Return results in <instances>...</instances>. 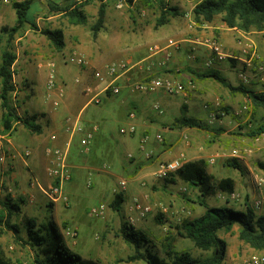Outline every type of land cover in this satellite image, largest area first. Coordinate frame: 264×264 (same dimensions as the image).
Returning <instances> with one entry per match:
<instances>
[{
	"label": "rangeland",
	"instance_id": "1",
	"mask_svg": "<svg viewBox=\"0 0 264 264\" xmlns=\"http://www.w3.org/2000/svg\"><path fill=\"white\" fill-rule=\"evenodd\" d=\"M24 1L28 0H0V61L3 50L9 48L16 53L17 49L23 45L22 41L18 44L16 42L20 36L24 35L25 30L18 33L15 36V40L9 44L7 42L8 37L2 35L1 28L6 25L9 27L15 25L16 12L14 4ZM34 1L35 3L32 5V9L28 13L31 22L27 24L26 28L29 27L31 30L38 31L32 26L36 25L38 29L41 30L55 26L63 29L67 24V35L70 38L72 31H74V25L69 22L68 17L63 13L51 11L49 8L50 2L62 4L65 0ZM77 1L78 3L88 2L85 6V11L88 16V24L86 26L89 29L91 27L90 25L94 23L98 17L100 2L98 0ZM200 1L201 0H168L169 5L177 7L182 15L170 18L166 25L157 27L156 21L159 17V13L156 10L146 9L144 6H140V4L129 7L124 0H107V22L111 25L112 35L111 37L105 35L102 38L101 45L104 46L103 50H105L108 55H111V61H140L145 57V55H142V52L148 51L150 45L152 46L153 43L151 41H153V38H156L157 35L167 34L178 25H184L188 28L192 26L191 30L206 31V38L216 39L222 45V49L226 54V58L221 61L224 67V70L220 71L222 77L226 78L231 83L233 82L235 86L244 85L247 90L264 93V81L260 80V74H258L256 69V67L259 66L264 67V30H251L246 32L236 29L237 34L240 31L241 34L248 36L255 43V49L258 55V57L253 60L255 68H248L244 62L238 60V58L242 57L240 49L237 51L230 48L229 45L227 46L222 39H220V35L215 33V31L219 32L220 30H209L205 28L206 24L220 28L222 26L228 28L221 21L220 17H217L212 23H199L194 19V5ZM209 31H211V34ZM241 34H238L235 38L237 44L239 43ZM42 36L44 41L49 44L48 53L51 57H48L47 60L55 61L54 63L57 67L60 61L54 60L56 57V54L53 53L54 46L48 42L49 40L46 36L43 34ZM208 51L210 58L211 53L209 49ZM243 58L249 59L250 55ZM61 59L64 61L65 55H61ZM216 64L218 63L214 65ZM213 66L209 69H213ZM70 67L75 68L73 65H70ZM205 69L208 71L207 68ZM241 72L246 75L247 81L240 77ZM14 73L16 82L23 85L21 88L23 89L25 78H28L26 70H24V68L18 70V66L16 65ZM47 80L46 71H44L43 75L35 77V80L32 81L33 90L29 99L30 101L24 100L25 104L22 102V98L15 100V98L12 97L13 106L16 105V107H18V112L20 114L25 115L28 112H36L35 115L37 117L46 116L44 113H40V110L45 109L47 105L51 103L50 100L46 98ZM205 80V83H201L200 88H198L197 85H195L194 88H187V97L189 98L194 93L199 95L201 92H208L215 94L217 100L214 99V101H210L202 97L195 98V102L192 104V106L194 105V109L190 110L189 115L200 119L204 123H209L211 121L210 112L211 109L213 110L214 108L213 104L219 101L225 115L219 117L214 124L210 125L214 129H221L222 131L219 135L213 136L210 131L200 128L193 129L194 132H197L196 134H199V155L196 156L197 159L194 160L183 156L184 161L190 162L204 159L207 162L208 172L213 175L216 180L224 178L233 179L235 182L236 198H221L219 197L220 193L214 196L201 197L198 189L189 187L177 177L176 174L172 175L167 180H158L155 173L158 169L159 162L168 161V159L160 160L156 163L157 157L152 155L150 159L135 162L134 157L129 158L126 154L122 160L123 164L121 163V168L119 169H114V165L110 161H101L98 167L101 168L103 164H106L107 170H91L93 173L92 176L94 174L101 175V183L98 184V182H94L92 179V185L88 187L89 179H86L84 187L87 199L82 200L80 197L76 198L67 193L70 198L69 204H53L41 193L45 199L42 201L36 199L31 201V198L28 196V189L30 188L33 190L29 185L30 177H28L26 182L25 188L27 191L11 180L9 176L11 171L7 169L14 162L15 158L13 155H15V153L4 148L1 153L4 154L5 158L4 160L0 159V200L10 197L12 201L21 206V211L16 213L13 217V222L20 228L19 235L22 237L25 236V222L27 219L33 218L39 224L53 222L59 229L71 251L80 254L86 260H93L98 264H146L144 261L126 262L127 258L135 253V248L124 240L121 232L124 221H126L130 215L134 214V205L137 202L152 207V212L148 214V216L133 225L137 231H142L149 240L148 243L143 245L142 251L151 246V249L157 251L162 257H166L163 246L168 245V243H172L176 251L189 252L193 257H201L209 254L198 249L191 240L181 237L177 230L173 228L179 223V218L185 216L179 214L184 208L190 211V217H193L197 210L205 209V205L213 207L226 206L235 210H243L248 204L256 213L264 214V169L259 166L260 163H264V133L255 137L249 136L251 130L257 128L258 125L263 122L264 110L259 109L255 114L252 101L245 94H231L227 88L213 78H206ZM138 81L140 80H132L129 85L130 89H132V85ZM26 92L31 94V92ZM133 92L135 94H141L140 92ZM119 97L120 96H117L112 100L105 98L106 101L104 99L105 103L101 106L91 105V109H102L103 114L107 117L106 128L111 142H117L123 139L119 129L120 125L123 123L121 119L123 109L116 104V99ZM178 99L180 98L178 97ZM31 102L34 103L33 107L29 105ZM206 105H209L210 108H205ZM245 106L248 107V109H244ZM59 107L60 106L55 109ZM127 108L128 107H125L124 109ZM130 109L138 114L136 108H129V110ZM26 110H28V112ZM126 111H128V109ZM30 115L32 114L30 113ZM1 116L2 109L0 107V117ZM175 116H177V113L170 112V114H166V112H164L163 116L158 120L160 125L165 124L170 127V129L179 133V140L175 141L174 146L169 145L166 142L165 136L161 134L164 141L162 143L157 142L156 144L162 152H175L176 150H174V148L177 149L179 144L183 141L187 145L191 141L192 135L186 131L183 133L182 131L184 128H179L175 124V120L178 118ZM1 134H3L2 131H0V135ZM124 136L131 139L133 135ZM9 137L8 134L6 138ZM233 149L239 152V157L233 158L225 156L222 158L220 157L213 165L209 163V158L211 156L217 153H229ZM230 160H236L242 166V170L228 166L227 162ZM146 167H151L153 169L152 173L150 172L148 177L141 178L137 184L132 185V178L141 176V171ZM121 179H126L128 181V186L126 191L123 192L125 202L122 209L120 212H116L111 209L110 204L115 196L113 190L117 187ZM182 187H187L188 191L182 193L180 190ZM106 188H109V191L105 197H102L103 194H99V190L104 189L105 192ZM257 201L262 202L259 208L256 207ZM201 202L204 203V205L201 204ZM102 203L107 205L106 214L102 217L92 216L91 209ZM160 205H163L167 212H163ZM159 215H163L164 225H160L156 221V217H159ZM73 232H75V236L71 235ZM237 235H239V229L237 228L233 229L230 234L226 232L220 233V236L229 244L230 250L232 252L235 251L233 255L235 257V264L251 253L257 252V250L240 241ZM0 246L3 248L8 258L23 264H33V251L29 248L22 247L13 232H0Z\"/></svg>",
	"mask_w": 264,
	"mask_h": 264
},
{
	"label": "crops",
	"instance_id": "2",
	"mask_svg": "<svg viewBox=\"0 0 264 264\" xmlns=\"http://www.w3.org/2000/svg\"><path fill=\"white\" fill-rule=\"evenodd\" d=\"M106 2L107 0H105V3ZM66 25L63 29L56 26L49 28L50 30L62 29L64 32L65 47L62 51H58L55 48L53 49V53L56 54L54 60L60 61L56 67V79L59 85L65 86L66 89V95L61 100L60 107L55 109L50 100V105H47L45 109L40 110V113L46 115L45 117H37L36 120V122L42 127V132L40 134H32L21 123H15L11 131L4 134V128L2 124H0V131L3 133L0 135V151L7 148L9 151L15 153V160L7 169H10L11 171L9 176L12 181L25 188L28 177L35 175L42 184L47 186L50 179L47 174L49 162L46 155V149L49 146L65 147L67 143H69L70 149L68 160L73 172V179L66 185V192L70 196L76 198L80 197L83 200L87 199L84 185L86 184V179H89L90 173H92L91 170H107L104 168L106 164H103V167L101 166V168L98 167V164L101 161H110L114 165V169H119L121 168L122 160L126 154L127 156L132 154L135 162L146 160L144 154L139 151V141L142 136L146 134L150 135L152 138L155 137V135L163 134L166 138V142L173 146L175 145V141L179 140L178 132L170 129V127L165 124H159L158 120L163 115L158 114L153 109L154 102L159 101L166 114L173 112L177 113V116L175 117H181L186 108V115L193 117L189 115V113L191 109H194V105L192 106V104H194L195 98L202 97L209 99L210 101H214V99L217 100V98L215 94L208 92H201L199 95L194 93L189 97L190 99L187 97L188 94L173 97L168 96L163 92L151 95L144 93L135 94L129 87L130 82L132 80L144 81L146 80L148 73L138 69L131 70L118 81L121 87L120 93L117 95H105L99 106L104 104L106 99L112 100L113 98L115 99L117 96H120L116 99V104L123 109V114L121 116L123 123L120 125L119 129L127 127L129 124L133 123L137 127V132L131 139L120 134L123 136V139H120L117 142H111L106 128L107 117L103 114L102 109H91V104L88 103V98L83 91L86 85L95 84L96 80L94 74L96 71L102 70L105 65L114 61H111V55H108L105 50H103L104 46L101 45L102 38L105 35L111 37V25L108 24L106 17L105 27L96 38L92 35L91 27L89 30L86 25H74V31H72V35L69 38ZM191 28L192 26H189L188 28L184 25H178L171 29L167 34H161L160 36L157 35L156 38H153V41H151L153 42L152 46L159 45L166 47L170 39L180 42L179 48L171 49L172 56L170 60L166 62V65L163 67H154L153 73L155 76L173 77L184 83H188L191 80L198 88H200L201 83H205L206 80L199 78L198 75L205 73V68H207L208 71L216 70L220 73L221 70H224V67L222 66V62H217L218 64L214 65L213 69L206 67L205 64L209 59V51L208 47L202 44L206 39V31L191 30ZM205 28H208L209 30H220L219 32L215 31L217 35H220V39H222L227 46L229 45L230 48L239 51L240 46L236 43L235 38L238 34H241L240 31L237 34L236 29L226 28L225 26L220 28L208 24L205 25ZM209 32L211 34V31ZM21 41L23 42V45L17 49V60L14 69L16 65L18 66V70L24 68L28 78H25L23 89H21L23 85L17 83V88L13 97L15 100L22 98V102L25 104L24 100H29L32 95V81L35 80L36 76L43 75L44 71H46L48 78L49 69L47 65L53 61L47 60L48 57H51L48 53L49 44L44 41L41 29L34 31L27 27L24 35L20 36L16 43L18 44ZM48 42H50V40ZM152 46L150 45V47ZM150 47L148 51L146 50L142 52V55H145V57L140 61H125L130 62L131 64L158 63L164 58V54L159 53L152 56L150 53ZM192 51L195 55L194 59L189 58ZM61 55H65L64 61H62ZM74 55H85L89 61V65L80 68L68 62V59ZM70 65L75 66V68L70 67ZM76 79H80L79 84L76 83ZM232 84L235 85L233 82ZM26 91L31 92V94H28ZM53 97H56V94H53ZM178 97L180 99H178ZM29 105L33 107L34 103L31 102ZM125 107H128V111H126L127 109H124ZM129 108L137 109L138 114L136 113V119L131 120L129 118V113L131 111ZM26 111L28 112V110ZM28 113H31L32 115L36 114V112ZM69 119H72L73 121L77 120L81 123L84 127V131L70 135V133L66 131ZM94 127H97L95 132L93 131ZM193 129H195V127H184L182 132L184 133L186 131L190 133V135H192L191 141L188 145L183 141L179 144L177 149L174 148V150H176L175 152H162L156 144L157 142L152 139L148 145V149L153 152V156L157 157L156 163L160 160H172L180 156L192 158L191 160L197 159L196 156L199 155L200 150L198 146L199 134H196L197 132H194ZM88 132H93V139L88 150H84L81 141ZM8 134L10 137L6 138ZM52 135H56L57 139L54 141L51 140ZM26 150H29L31 155L25 160L24 152ZM1 158V160H4V154H2ZM161 162H159V164ZM152 171L153 169L151 167L143 168L141 176L132 178L131 184H137L141 178L148 177ZM100 176L101 175L94 174L92 179L99 184L101 183ZM28 190V196L31 198V201L35 199L42 201L45 199L41 194L42 192L38 189L32 190L29 188ZM25 191H27L26 188ZM108 191L109 188H106L105 192L104 189H100L99 194L101 193L103 194L102 197H105ZM205 210L206 209L197 210L193 217L203 215ZM236 228L239 229V226L235 225L234 229ZM234 253L235 251L232 252L228 246L225 264H235Z\"/></svg>",
	"mask_w": 264,
	"mask_h": 264
},
{
	"label": "trees",
	"instance_id": "3",
	"mask_svg": "<svg viewBox=\"0 0 264 264\" xmlns=\"http://www.w3.org/2000/svg\"><path fill=\"white\" fill-rule=\"evenodd\" d=\"M100 2L98 17L91 26L94 38L105 27L107 17V4L105 0ZM129 7L136 4L144 6L146 9H154L159 13L156 26L166 25L170 18L181 16L177 7L169 5L168 0H124ZM35 3L34 0L18 2L14 4L16 12V23L14 26L8 25L1 28L2 35L8 37L9 44L15 40V36L26 29L30 24L28 13ZM86 2L78 3L77 0H65L64 3H49L51 11L63 13L68 17L72 25H87L88 16L85 11ZM193 17L199 23H212L217 17L230 29L243 31L264 30V0H201L193 9ZM35 30H39L36 25H32ZM41 34L50 40L52 46L58 51L65 47L64 32L62 29L50 30L42 29ZM17 55L14 50L6 48L2 52L0 61V107L2 109L1 124L4 134L9 133L15 123H21L32 134H40L42 127L36 122L37 116L26 113L22 115L18 112V107L13 106L12 97L16 90L14 84V65ZM201 79L213 78L222 86L227 88L231 94H245L251 101L256 111L264 110V93L247 90L244 85H233L229 80L222 77L216 70H209L198 75ZM187 109L181 117L175 120L179 128L195 127L210 131L213 136L219 135L221 129H214L209 123H204L196 117L186 115ZM254 114V115H255ZM256 118V117H253ZM264 133V119L257 128L252 129L249 136H258ZM2 153L0 151V159ZM227 165L242 170V166L236 160H230ZM259 166L264 169V163ZM184 183L191 188L200 191L201 197L214 196L224 192L232 194L235 192V182L231 178L216 180L208 172L207 162L204 159L185 162L175 173ZM174 175V174H173ZM169 179V178H168ZM167 180V179H166ZM125 202L123 193L116 194L110 204L112 210L120 212ZM204 205V203L201 202ZM0 232H13L22 247L33 251V264H98L93 260H86L68 247L59 229L53 222L39 224L35 219L30 218L25 222V236L20 234V228L13 222V217L21 211V206L10 197L0 200ZM205 212L199 217H186L173 227L178 234L191 240L194 245L209 253L206 256L193 257L189 252L176 251L172 243L163 246L165 256L162 257L157 251H153L151 246L142 251L145 243H148L146 235L142 231H137L129 225L127 220L122 225V235L124 240L134 246L135 253L130 255L126 262L144 261L146 264H225L228 250L227 241L220 236L221 232L230 233L234 226H239V240L249 245L257 251L264 250V214H258L250 205H246L243 210H235L230 207H213L205 205ZM163 215L156 217L160 225H164ZM0 264H23L14 261L6 256L0 246Z\"/></svg>",
	"mask_w": 264,
	"mask_h": 264
},
{
	"label": "built area",
	"instance_id": "4",
	"mask_svg": "<svg viewBox=\"0 0 264 264\" xmlns=\"http://www.w3.org/2000/svg\"><path fill=\"white\" fill-rule=\"evenodd\" d=\"M121 7V6H120ZM202 44L206 45L210 50L211 57L206 62V67L211 68L215 63L221 62L226 58V54L222 49V45L213 38H206ZM239 46L242 57L238 58V60L245 63L246 67L253 68L254 58H257V52L255 49V43L248 36L241 34L239 37ZM180 46V42L170 39L166 45V47H162L159 45H154L150 47V53L152 56H155L159 53L164 54V58L158 63H138L131 64L125 60H116L104 66L102 70L96 71L94 74V78L96 80L93 85H86L84 87V94L88 98V103L91 105H100L103 101V97L105 95H117L121 91V87L119 84V79L125 74L129 73L131 70L138 69L147 72L148 76L144 81L135 82L132 85L133 91L144 93V94H156L158 92H163L166 95L177 96L186 94L187 88H194L195 84L193 81H189L188 83H184L176 78L168 77V76H155L154 67L159 66L163 67L166 65V62L170 60L172 54L171 49H177ZM250 58H243L248 57ZM189 58L194 59L195 55L192 51L189 55ZM68 62L76 65L80 68L87 67L89 65V61L86 57L82 55H74L68 59ZM49 75L47 80V99L52 101L53 107L57 108L60 106L61 100L66 95L65 86L59 85L56 79V64L54 62H50L48 65ZM255 68V67H254ZM258 74H260V80L264 81V67L259 66L256 67ZM240 77L247 81V77L244 73H240ZM14 84L17 88L16 76L15 73L13 75ZM76 83H80V79H76ZM53 94H56V97H53ZM213 110L211 109L210 117L211 121L209 124H214L215 121L225 115L223 108L221 107V103L219 101L215 102ZM205 108H210L209 105H206ZM153 109L160 115L164 114V110L159 101H156L153 104ZM244 109H248V107H244ZM136 113L130 112L129 118L131 120L136 119ZM69 124L66 127V131L70 133V135H74L75 133H80L84 131V127L77 120L73 121L72 119L68 120ZM97 127L93 128L95 132ZM137 132V127L135 124L131 123L127 127H122L120 129V133L122 135H134ZM57 136L52 135L51 140H56ZM93 139V132L86 133L85 137L82 139L81 143L84 150H88L89 145ZM154 139L156 142L162 143L164 141L163 136L161 134L155 135V137H151L146 134L143 135L139 142V151L144 154L146 159H150L153 155V152L148 149V145L150 141ZM69 149L70 144L67 143L65 147H57V146H49L46 149V155L48 157L49 167H48V177L50 179L47 186L43 185L39 179L32 175L30 177L29 185L33 189H38L41 191L49 200V202L53 204L63 203L69 204L70 198L66 192V185L72 180L73 172L71 166L69 164ZM31 155L29 150L24 152L25 160ZM239 157V152L236 149H233L229 153H217L209 158L210 164H215L216 161L221 157ZM14 157V155H13ZM15 158V157H14ZM129 158H133V155L130 154ZM2 159V158H1ZM185 163L184 157L180 156L174 158L172 160L161 162L158 166V169L155 173V176L158 180H166L170 178L173 174L177 173V171L183 166ZM106 169L107 166H104ZM92 185V173H90L88 180V187ZM260 185V184H259ZM128 186V181L126 179H121L117 187L114 188L113 192L116 194L123 193L126 191ZM182 193H186L188 191L187 187H182ZM219 197L230 199L236 198V193L228 194L221 192ZM262 202L257 201L256 207L259 208ZM163 212H167L166 208L163 205H160ZM134 214L130 215L127 218V222L129 225H135L139 220L144 219L148 214L152 212V207L149 205H144L140 202L135 203L134 205ZM107 212V205L102 203L96 207L91 209V215L94 217H102ZM179 214L185 215L184 217H180L179 221L183 218L190 217L191 212L182 209ZM70 234V233H69ZM72 236H75V232L71 233ZM236 264H264V251L253 252L250 255L242 258Z\"/></svg>",
	"mask_w": 264,
	"mask_h": 264
}]
</instances>
